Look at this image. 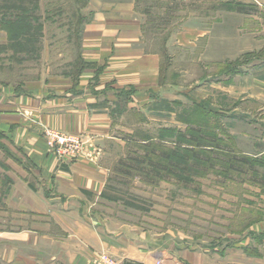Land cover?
I'll use <instances>...</instances> for the list:
<instances>
[{
  "label": "rangeland",
  "instance_id": "rangeland-1",
  "mask_svg": "<svg viewBox=\"0 0 264 264\" xmlns=\"http://www.w3.org/2000/svg\"><path fill=\"white\" fill-rule=\"evenodd\" d=\"M125 1L135 5L140 47L161 56L164 91L154 94L145 114L125 110L135 86L113 88L121 140L101 144L111 171L108 200L98 211L118 227H132L134 235L147 231L149 241L174 249L212 250L224 255V264H264V99L254 95L252 76L264 69L260 0H0V90L20 91L26 82L68 71L75 79L90 66L79 56L85 23L95 8ZM93 67L100 73L106 66ZM203 108L214 115L201 113ZM189 113L216 126L224 153L211 155L213 166L190 158L188 167L174 172L154 169L148 158L176 147V135L158 137L169 128L185 131L188 123L178 117ZM229 156L254 163L230 169Z\"/></svg>",
  "mask_w": 264,
  "mask_h": 264
},
{
  "label": "crops",
  "instance_id": "crops-1",
  "mask_svg": "<svg viewBox=\"0 0 264 264\" xmlns=\"http://www.w3.org/2000/svg\"><path fill=\"white\" fill-rule=\"evenodd\" d=\"M134 9L133 1L95 8L79 40V56L90 66L75 79L68 71L26 82L20 91L0 90V130L5 133L0 140V260L95 264L97 253L106 251L129 264H156L161 258L163 264H224V255L212 250L149 241L147 231L134 235L132 227H118L99 212V204L108 200L111 171L101 144L121 140L113 88L135 86L125 110L145 114L154 94L164 91L161 56L140 47ZM95 64L106 67L97 73ZM252 76L258 85L254 95L264 99V69ZM105 86H110L106 94L97 93ZM49 129L93 138L102 153L97 159L59 157L47 144Z\"/></svg>",
  "mask_w": 264,
  "mask_h": 264
},
{
  "label": "trees",
  "instance_id": "trees-1",
  "mask_svg": "<svg viewBox=\"0 0 264 264\" xmlns=\"http://www.w3.org/2000/svg\"><path fill=\"white\" fill-rule=\"evenodd\" d=\"M135 92H129L126 94L127 97V104L131 100V96ZM127 104L125 105L127 107ZM201 113L209 116L213 114L212 112L206 110L205 108L201 109ZM201 114L200 117L197 118L194 117V113H189L187 116H179V120L183 121L185 123H188V127L183 132H175L171 128L165 129L163 131V134L159 136V140H165L163 136H173L176 135V141L175 142V148H168L163 147L161 149L162 156L159 158L158 155H156V158H148L149 163L151 166L154 167V169H163L167 172H174L175 170L179 168H183L184 165L187 167L190 165L189 159L194 158L195 161L198 162H210V166H213L216 163V160L212 158V154L217 153L218 155H221L224 149V142L223 139L219 136V134L216 131V126L212 125L208 117ZM214 115V114H213ZM171 134V135H169ZM138 141H140L138 139ZM145 143L144 148L148 149L151 147V143L145 140H141L140 142ZM155 152L156 150H152ZM147 159V158H145ZM218 159V158H217ZM229 162L228 166L239 168L236 165L239 163L253 164L254 161L251 160L249 157L243 156L241 157V160L237 159V157H230L229 156ZM256 162V161H255ZM222 163V161L220 162ZM224 164V162H223ZM231 164V165H230ZM226 166V167H228ZM167 176V175H166ZM129 264V263H124Z\"/></svg>",
  "mask_w": 264,
  "mask_h": 264
},
{
  "label": "built area",
  "instance_id": "built-area-1",
  "mask_svg": "<svg viewBox=\"0 0 264 264\" xmlns=\"http://www.w3.org/2000/svg\"><path fill=\"white\" fill-rule=\"evenodd\" d=\"M46 140L48 146L56 151L60 156L68 155L72 159L78 158L80 156H87L94 159L98 156V151L95 146L91 144L90 138H85L83 136L62 134L56 131L48 130L46 132ZM95 264H124L106 252H98L96 258L94 259ZM161 259L157 260V264H161Z\"/></svg>",
  "mask_w": 264,
  "mask_h": 264
}]
</instances>
